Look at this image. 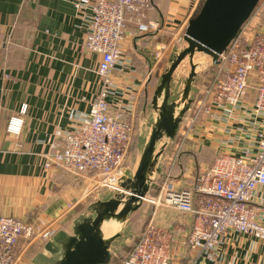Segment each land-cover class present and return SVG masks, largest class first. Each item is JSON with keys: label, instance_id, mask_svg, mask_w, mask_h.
<instances>
[{"label": "crops", "instance_id": "obj_1", "mask_svg": "<svg viewBox=\"0 0 264 264\" xmlns=\"http://www.w3.org/2000/svg\"><path fill=\"white\" fill-rule=\"evenodd\" d=\"M77 2L92 0H0V216L67 233L71 232L73 221L85 213L81 210L84 201H78L86 180L63 170L45 169L44 156L54 142L60 143L56 133L69 128L71 113L77 116L88 113L91 101L103 88L97 74L99 57L84 47L86 23L74 7ZM192 3L194 0H153L151 9L136 6L125 12L126 32L121 51L127 65L118 66L111 75L119 95L110 98L109 104L115 113L119 104L131 103L133 111L129 118L134 136L137 134L141 141L146 134L148 116L152 123L157 116L151 107L157 83L153 85L150 81L146 85L147 77L185 29ZM150 24L152 29L139 31L140 25ZM254 94L250 91L248 99L252 100ZM24 104L28 111L21 134L8 135L9 119ZM152 114L154 119L150 121ZM218 116L213 123L204 116L186 136L181 148L187 129L181 131L179 126L172 154L177 160L171 169L177 190L191 188L199 171L218 155H241L249 144L256 142L244 113L237 114L242 117L240 121L225 120L223 112ZM163 159L164 156L158 162L161 164ZM167 166L161 169L166 171ZM68 205L74 208L68 209ZM250 206L264 212V188H257ZM148 208L152 211L150 205ZM155 217L160 227L170 232L182 231L171 251V264L194 261L195 264H264V244L233 233L225 236L210 258L202 255L196 259L180 243L192 219L163 209ZM48 241L35 239L33 249L39 253ZM110 264L122 263L118 260Z\"/></svg>", "mask_w": 264, "mask_h": 264}, {"label": "built area", "instance_id": "obj_2", "mask_svg": "<svg viewBox=\"0 0 264 264\" xmlns=\"http://www.w3.org/2000/svg\"><path fill=\"white\" fill-rule=\"evenodd\" d=\"M136 6L151 9L153 0H92L74 4L86 23L84 47L99 57L97 74L103 88L91 101L88 113L79 116L71 113L69 128L56 133L60 143L51 145V151L44 156V168L82 176L88 187L79 203L97 189L117 190L123 178L120 167L135 133L129 118L133 107L131 103L119 104L118 112L112 113L109 99L119 95L111 81L112 73L118 66L127 65L121 51L126 32L125 12ZM190 15L191 12L188 21ZM251 17L253 20L250 16L218 56L217 64H211L215 72L203 88L180 148L204 116L213 123L220 112L225 120L236 121L242 118L237 114L244 113L256 142L249 144L241 155H218L212 165L199 171L189 189L174 187L171 169L176 156L169 160L166 171L156 168L144 200L153 212L122 264H171V251L182 231L170 232L157 224L155 215L161 209L192 219L180 243L196 259L202 255L210 258L230 233L249 236L264 244V212L250 206L257 188H264V33H252ZM148 28L152 29V25H140L139 31L146 32ZM250 91L255 93L252 100L248 99ZM27 111L24 104L9 119L8 135L21 134ZM101 199L105 197H96L93 202ZM73 208L68 205V209ZM55 233L35 223L0 216V264H20L35 239L50 240Z\"/></svg>", "mask_w": 264, "mask_h": 264}, {"label": "water", "instance_id": "obj_3", "mask_svg": "<svg viewBox=\"0 0 264 264\" xmlns=\"http://www.w3.org/2000/svg\"><path fill=\"white\" fill-rule=\"evenodd\" d=\"M260 0H204L197 13L189 19L182 37L186 47L171 61L160 76L151 107L157 114L152 131L141 153L138 166L131 178L123 177L117 192L105 201H95L86 212L72 223L71 232H56L37 253L32 264H110L111 245L121 237L117 232L105 238L103 225L114 223L124 226L130 216L143 205L150 190V176L162 150L157 151L161 140H173L183 116L191 104L189 93L196 76L193 59L203 54L213 65L230 42L237 36L241 26L249 19ZM190 67L180 102L171 101L173 75L184 60ZM127 175V174H126Z\"/></svg>", "mask_w": 264, "mask_h": 264}, {"label": "rangeland", "instance_id": "obj_4", "mask_svg": "<svg viewBox=\"0 0 264 264\" xmlns=\"http://www.w3.org/2000/svg\"><path fill=\"white\" fill-rule=\"evenodd\" d=\"M204 0H194V3L191 4L189 7V12H191L190 17L192 18L197 11L199 10L201 4ZM192 9V11H191ZM253 16L252 20V33L256 34L258 32L264 33V0H260L257 4L256 8L254 9L253 13L251 14ZM188 23V22H187ZM187 26V25H186ZM186 28V27H185ZM184 31H181L179 35L176 37L175 41L172 42L171 46L169 47V50L166 52V55L160 59V61L156 64L154 69L150 72V74L147 77L146 85L152 82L153 85L157 83L159 84L160 76L165 72V70L169 67L170 63L169 61L172 60L180 51H182L186 44L183 42L182 37L184 35ZM195 62L193 59V63L196 65V76L192 83V89L189 93V100H191V104L189 106L188 111L183 116L182 122L180 123V130H186L189 126L190 120L193 118V115L196 111V108L198 107V101L201 100V94L203 91V88L208 83L210 77L215 72V67H212L211 59L203 54H196L195 55ZM190 67L188 64V60H184L180 67L177 69V71L173 75L172 83L174 85L173 92L171 93V101L177 103L178 108L177 112L180 111L183 107V104L180 102V97L183 91V87L186 81V78L189 74ZM171 83V84H172ZM150 100V97L148 98ZM148 103V102H147ZM147 116V115H146ZM154 119V115L150 117V121ZM148 124L146 126V134L144 138H142V141L140 140L139 136L136 134L133 136V139L131 141L130 147L128 149L127 155L120 167V173L123 177L131 178L132 174L136 171V168L138 166V162L141 156V153L143 151V148L149 138V134L152 131V125L154 122H149V116H148ZM150 123V124H149ZM181 130V131H182ZM179 133L177 132V136ZM174 140L170 141L167 139H163L158 143L157 151L162 150V153L160 157L157 160V163L153 167V171L151 174V178L154 176V170L156 168L165 167L168 165V162L170 158L172 157L173 151L175 149ZM165 151V152H164ZM167 153V154H166ZM164 156V159L162 160L161 164L158 162L159 159H161ZM127 174V175H126ZM162 182V180H161ZM85 183V189L88 187V182L84 181ZM117 190L115 189H97L92 192L87 198H85L84 203H82V211L86 212L87 206L91 203H93L94 199L96 197L98 198H110L112 197ZM149 204L147 202H144L141 209H139L135 214H132L126 224L124 226H120L117 224L112 223L113 225L117 226L118 229L114 233L121 232V237L117 239L112 245H111V255L112 259H116L118 257L124 256L129 249L133 246L134 241L140 236L143 227L145 225V222L147 219L150 218L151 209L148 208ZM34 245L30 246L25 252L20 264H32V259L35 256L34 253H38L37 249L34 248ZM42 250H39L41 252Z\"/></svg>", "mask_w": 264, "mask_h": 264}, {"label": "bare ground", "instance_id": "obj_5", "mask_svg": "<svg viewBox=\"0 0 264 264\" xmlns=\"http://www.w3.org/2000/svg\"><path fill=\"white\" fill-rule=\"evenodd\" d=\"M117 229L118 227L111 223L104 224L102 228L104 237L107 238L112 236L117 231Z\"/></svg>", "mask_w": 264, "mask_h": 264}, {"label": "trees", "instance_id": "obj_6", "mask_svg": "<svg viewBox=\"0 0 264 264\" xmlns=\"http://www.w3.org/2000/svg\"><path fill=\"white\" fill-rule=\"evenodd\" d=\"M172 83V82H171ZM173 89H174V85H173V83L171 84V90H172V92H173ZM133 139V138H132ZM214 162V161H213ZM213 162H211L210 164H208V166H210V165H212L213 164ZM207 166V167H208ZM141 209V208H140ZM136 213V212H135ZM134 213V214H135ZM139 237V236H138ZM138 239V238H137ZM136 239V240H137ZM136 240L134 241V243L136 242ZM133 243V244H134ZM132 248V247H131ZM131 248L129 249V251L131 250ZM129 251L124 255V256H120V257H118V258H116L115 260L114 259H111V262H113V261H118V260H120V262L122 263V261L126 258V256L128 255V253H129ZM35 254V253H34ZM36 255V254H35Z\"/></svg>", "mask_w": 264, "mask_h": 264}]
</instances>
